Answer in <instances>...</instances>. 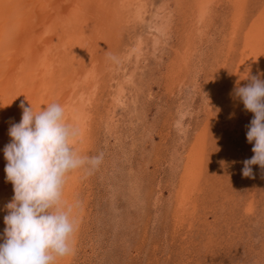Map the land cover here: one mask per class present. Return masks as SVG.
Returning <instances> with one entry per match:
<instances>
[{
    "label": "rangeland",
    "instance_id": "1",
    "mask_svg": "<svg viewBox=\"0 0 264 264\" xmlns=\"http://www.w3.org/2000/svg\"><path fill=\"white\" fill-rule=\"evenodd\" d=\"M162 1L155 0V6ZM262 9L264 0H246L244 4L245 26L223 71L227 80L219 84L216 108H206L201 101L203 94L190 91L189 79H185L188 86L183 90L170 93L162 79L166 71L163 67L168 68L169 60L163 52L165 63L161 59L159 65L153 56L148 68L140 70L144 74L139 81L140 105L131 112L128 108L116 109L113 130L106 123L107 113L103 122L106 126L102 122L93 124L88 156L102 153L103 162L92 175L83 177L80 226L75 233L74 254L68 256L69 264H264V169L253 165L251 177L242 174L243 161L254 156V142L250 144L246 137V125L254 114L246 111L243 104L240 125L234 129L224 125L235 113L233 106H227L236 98L230 80L243 61L247 30ZM158 15L162 16L160 12ZM217 18L208 25L209 32L206 30L205 40L211 42L207 40L200 49H204L210 65L221 57L217 52L224 46L220 32L226 20ZM148 22L140 27L129 26L123 34L125 42L129 44L136 35L146 37L150 32ZM225 23H229L228 18ZM175 34L176 29L169 35L172 39L168 40V51L175 43ZM206 66L203 63L195 68L201 74L199 83L211 72ZM124 113L126 116L120 118ZM202 135V177L189 201L193 207L179 221L173 209L181 185L180 172Z\"/></svg>",
    "mask_w": 264,
    "mask_h": 264
},
{
    "label": "bare ground",
    "instance_id": "2",
    "mask_svg": "<svg viewBox=\"0 0 264 264\" xmlns=\"http://www.w3.org/2000/svg\"><path fill=\"white\" fill-rule=\"evenodd\" d=\"M154 3L155 0H0V234L6 227L4 216L7 212L4 206L14 196L13 185L6 182L4 168L7 161L3 148L11 140L8 135L10 125L19 123L22 118V102L25 106L31 104L37 112L51 103L61 104L67 122L78 127L80 132L74 146L81 155L86 156L91 152L89 145L92 142L94 123L102 122L105 125L104 115L107 113L109 118L105 117L106 123L113 130L116 125V109L128 108L131 112L140 105L139 81L144 75L140 70L148 68L149 59L152 60L153 56L159 60V65L164 62V54L169 57L166 63L168 68L163 67L166 71L162 79L170 93L173 94L176 89L183 90L191 83L190 91L197 90L203 94L201 101L206 104V108L212 110L218 103L219 84L227 80L223 71L229 65L235 40L242 37L240 30L245 26L242 23L246 0H163L161 4L158 3L159 6ZM224 11L226 14L223 15L221 12ZM260 11L261 14L250 23L251 28L247 30L243 61L230 80L232 90L251 83L253 76L264 80V10ZM148 16L152 18L148 19ZM215 16H218L217 20L227 21L228 18L229 23L224 21L220 32L224 46L217 53L221 57L210 65L205 60L204 49H200L208 41L211 42V39H205L208 25L216 20ZM145 22L149 24V34L143 38L136 35L127 44L123 34L128 27L141 26ZM175 29V43L172 50L168 51V40L171 42L172 39L169 35L174 34ZM159 52L161 54L156 56ZM203 63L209 66L206 68L211 72L208 76L205 74L204 80L199 83L201 74L195 68ZM185 79H189L187 86ZM231 103L227 106H233L235 110L232 113H235L227 118L224 125L234 129L241 123L238 124V121L243 102L235 98V102ZM125 116L124 113L120 118ZM204 136L198 137L195 149L192 146L193 154L183 163L180 172L181 185L173 209L179 221H183V213L190 206L193 207L189 201L195 195L202 177L200 164L204 156ZM84 176L82 170L70 173L63 193L68 204H79V207L74 208L78 221L82 206L79 195ZM0 243L3 241L0 240ZM55 264H69L68 257L58 258Z\"/></svg>",
    "mask_w": 264,
    "mask_h": 264
},
{
    "label": "clouds",
    "instance_id": "3",
    "mask_svg": "<svg viewBox=\"0 0 264 264\" xmlns=\"http://www.w3.org/2000/svg\"><path fill=\"white\" fill-rule=\"evenodd\" d=\"M233 94L254 114L246 125L254 156L243 161L242 169L243 176L251 177L253 165L264 169V80L253 76ZM20 107L22 118L10 125L11 140L3 148L6 182L13 185L14 196L4 206L0 264H55L74 254L79 227L74 215L79 204H68L63 195L68 176L77 170L92 175L103 154L86 156L77 151L79 129L67 122L61 104L51 103L38 112L31 104L22 102Z\"/></svg>",
    "mask_w": 264,
    "mask_h": 264
}]
</instances>
